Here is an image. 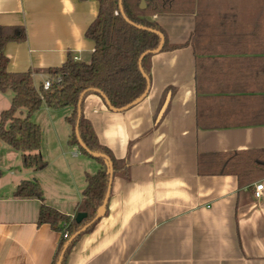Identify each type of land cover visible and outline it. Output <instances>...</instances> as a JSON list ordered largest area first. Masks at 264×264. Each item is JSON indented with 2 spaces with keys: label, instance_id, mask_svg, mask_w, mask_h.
<instances>
[{
  "label": "crops",
  "instance_id": "crops-1",
  "mask_svg": "<svg viewBox=\"0 0 264 264\" xmlns=\"http://www.w3.org/2000/svg\"><path fill=\"white\" fill-rule=\"evenodd\" d=\"M99 8V0H0V25L27 33L6 45L8 70L31 71L40 86L70 56L87 61ZM152 18L172 48L151 57L146 97L124 111L97 93L83 100L117 171L105 215L65 264H264V191L254 195L264 176L228 172L238 156L264 150V0H196L191 13ZM7 92L0 115L12 103ZM71 113L43 105L31 116L48 166L23 165L9 188L0 183V264H53L63 238L38 222L42 200L14 196L22 181L38 180L44 202L73 217L87 175L103 167L73 155ZM5 145L1 161L17 158Z\"/></svg>",
  "mask_w": 264,
  "mask_h": 264
},
{
  "label": "trees",
  "instance_id": "trees-1",
  "mask_svg": "<svg viewBox=\"0 0 264 264\" xmlns=\"http://www.w3.org/2000/svg\"><path fill=\"white\" fill-rule=\"evenodd\" d=\"M141 1L123 0L122 11L119 0H99L97 18L86 32V35L94 41L95 50L87 61H76L70 56L62 66L50 70L49 78L52 79L53 85L48 90H44L42 84L36 85L31 71L14 73L8 70L9 60L4 52L6 45L10 42L26 40L27 33L23 26L0 25V91L13 92L11 106L3 110L0 115V145L5 143L20 151L26 168L42 170L48 166V162L40 153L42 127L31 120V116L43 105L52 109L72 108V113L67 117L73 129L70 143L78 145L83 154L92 157L80 144L76 135L78 102L82 92L87 89H99L108 97L111 105L118 109L133 103L145 93L148 81L140 69L139 60L144 52L153 51L160 45V35L150 29L164 34L152 15L191 13L194 11L196 0H145L147 6L144 9L140 8ZM123 13L132 23L125 19ZM137 25L145 28H139ZM171 48L165 37L160 52ZM153 55L149 52L142 61V67L149 78L150 59ZM91 93L99 94L92 90L88 91L85 97ZM23 109L27 110L24 117L20 116ZM79 130L83 142L91 151L106 154L111 158L115 174L116 159L110 150L99 142L92 125L84 118L83 113ZM96 159L103 167L96 174L86 177L87 185L83 191V202L77 213L85 212L87 216L81 222L46 204L43 188L36 179L22 181L14 192L17 198L42 200L38 222L50 224L62 233L65 230L68 232L69 238H62L53 264H58L61 256V264H65L72 246L97 222L92 221L105 199L110 172L106 158ZM233 161L235 168L228 172L238 175L242 180L252 181L258 176H264V150L240 155ZM64 223L67 227H64ZM85 226L87 229L78 234L66 247L68 241Z\"/></svg>",
  "mask_w": 264,
  "mask_h": 264
},
{
  "label": "water",
  "instance_id": "water-1",
  "mask_svg": "<svg viewBox=\"0 0 264 264\" xmlns=\"http://www.w3.org/2000/svg\"><path fill=\"white\" fill-rule=\"evenodd\" d=\"M122 1H123V0H119V3H120V8H121V10L123 11V4H122ZM146 6H147L146 1H145V0H142V1H141L140 8H141V9H144ZM123 15H124V17H125V19H126L127 21H129V22L132 23V21H130V20L128 19V17L126 16L125 13H123ZM137 26H138L139 28H145V27L140 26V25H137ZM150 30H152V31H154V32H156V33H158V34L160 35V37H161V42H160V45L158 46L157 49H155V50H153V51H146V52H144V53L141 55L140 60H139L140 69H141L143 75L146 77V79H147V81H148V87H147L145 93H144L140 98H138L137 100H135L133 103H131V104H129V105L123 107V108H120V109L113 107V106L111 105V102H110V100L108 99V97H107L102 91H100L99 89H87V90L83 91L82 94H81V96H80L79 102H78V120H77V125H76V135H77V137H78V139H79L80 144L85 148V150H86L88 153H90V154L92 155V157H95V158H98V157H104V158H106V159L108 160V162H109L110 180H109L108 190H107V193H106L105 199H104V201H103V204L98 208V210H97V214H96V216H95V218H94V220H93L92 222H96L97 220H99L100 218H102V217L105 215V213H106V210H107V204H108L109 197H110V192H111L112 180H113V176H114V166H113V162H112L111 158H110L108 155H106V154H102V153H96V152L91 151V150L86 146V144L83 142V140H82V138H81V136H80V130H79V127H80V119H81V116H82V104H83V100H84V97H85L86 93H87L88 91H92V90H93V91L98 92L100 95H102V97L105 99V101H106V103H107V105L109 106L110 109L115 110V111H124V110H127V109H129L130 107H132V106L138 104L140 101H142V100L146 97V95L148 94V92H149V90H150V78H149L148 75L145 73V71H144V69H143V67H142V61H143V58H144L149 52H152L153 54L159 53V52L162 50L163 45H164V43H165V35H164L162 32L157 31V30H153V29H150ZM86 216H87V213H85V212H79V213H77V215H76V220H77L78 222H81ZM86 229H87V226H85L81 231H79L78 233H76V234H75V235H74V236L68 241V243L66 244V247L68 246V244H69V243H70V242H71V241H72V240H73L78 234L82 233V232L85 231ZM66 247H65V248H66ZM61 261H62V256H61L60 262H59L58 264H61Z\"/></svg>",
  "mask_w": 264,
  "mask_h": 264
},
{
  "label": "rangeland",
  "instance_id": "rangeland-1",
  "mask_svg": "<svg viewBox=\"0 0 264 264\" xmlns=\"http://www.w3.org/2000/svg\"><path fill=\"white\" fill-rule=\"evenodd\" d=\"M76 61H78V60H76ZM7 93L13 94L12 91H9ZM9 107L10 106L8 105V107H6L5 109H8ZM61 122H62V120H61ZM4 147L11 150L13 153H18L17 158L13 157L10 161H1V159H0V170H1V176H2L0 183L4 184L5 188H9L10 182H12L13 179L19 178V174L22 173L23 171H25V169H24V166L22 164L21 154H19L21 152L18 150H15L11 146L5 145ZM1 153L2 152H0V155H1ZM12 171L14 172V175L11 174Z\"/></svg>",
  "mask_w": 264,
  "mask_h": 264
},
{
  "label": "built area",
  "instance_id": "built-area-1",
  "mask_svg": "<svg viewBox=\"0 0 264 264\" xmlns=\"http://www.w3.org/2000/svg\"><path fill=\"white\" fill-rule=\"evenodd\" d=\"M78 59H79L78 57H75V60H78ZM58 81H60V79H58ZM52 85H53V81H52L51 78L46 79L42 83V87H43L44 90L50 89ZM81 154H82V151L79 149V147H76L74 149L73 155L74 156H78V155H81ZM263 191H264V183H262V182L261 183H257L256 186H255V192H254L255 197L256 198H260L263 195ZM76 215H74L73 218H76ZM64 227H67V224L64 223ZM62 235H63V237L65 239L69 238V234H68V232L66 230L62 233Z\"/></svg>",
  "mask_w": 264,
  "mask_h": 264
}]
</instances>
